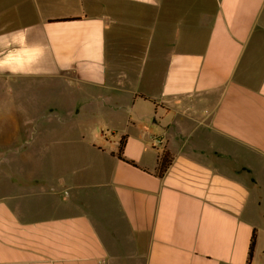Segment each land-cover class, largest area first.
Returning a JSON list of instances; mask_svg holds the SVG:
<instances>
[{
    "label": "crops",
    "instance_id": "1",
    "mask_svg": "<svg viewBox=\"0 0 264 264\" xmlns=\"http://www.w3.org/2000/svg\"><path fill=\"white\" fill-rule=\"evenodd\" d=\"M28 80L99 165L0 139V264H264V0H0V86Z\"/></svg>",
    "mask_w": 264,
    "mask_h": 264
},
{
    "label": "rangeland",
    "instance_id": "2",
    "mask_svg": "<svg viewBox=\"0 0 264 264\" xmlns=\"http://www.w3.org/2000/svg\"><path fill=\"white\" fill-rule=\"evenodd\" d=\"M23 85H21V88H24V93L20 96V99L17 96V91L21 88H18L17 85L10 82L4 87L0 86V139L5 138L11 141L7 143L10 147L7 151L10 149L15 150L18 147L21 149L22 154L27 156V160L21 158L16 161L17 166L22 168L23 162L25 164L27 162L28 164L31 163L32 167H36L39 172L45 173L46 176L47 173L59 172L67 168H88L91 171L96 165H99L98 155L88 143L89 139L83 141L78 138L81 130H94L93 123L87 121L85 126H71L70 128L64 126L62 128V126L58 125L60 130L65 129L66 135L57 136L54 132L50 134L49 130L53 129V127L47 126L48 116L46 115L49 112L48 104L52 102L51 99L53 100L54 97L52 93H49L53 86L49 82L42 80H28ZM60 99H62V96ZM20 102L23 104L21 106L25 107L24 109L20 108ZM65 113L63 112V118L66 116ZM4 114L7 115L6 118ZM35 115L39 118L42 116L38 127L23 125L27 119ZM8 118H11V120H7ZM59 119L60 117H52V120H55L57 124H60ZM16 123L17 126H15ZM96 129L99 128L96 127ZM88 133L90 134L89 131ZM90 140L96 143L99 141L97 137L93 138L92 136ZM89 173L84 176V178L87 177L88 179L80 183L89 186L93 182L94 174ZM79 177L81 176L77 175L75 178ZM88 194L91 195L88 199L92 201L94 198L93 194L90 192Z\"/></svg>",
    "mask_w": 264,
    "mask_h": 264
},
{
    "label": "trees",
    "instance_id": "3",
    "mask_svg": "<svg viewBox=\"0 0 264 264\" xmlns=\"http://www.w3.org/2000/svg\"><path fill=\"white\" fill-rule=\"evenodd\" d=\"M123 143L124 142L122 141L120 150L122 149ZM119 156L122 157L121 153L119 154ZM128 161L130 163H132V164H135V162H133L131 160H128ZM170 162H171L170 154L167 151H165L161 155L160 160H159V163H160L159 164V174L162 175L166 171V169L168 168ZM255 241H256V233L254 232V234L252 236L251 247H250V252H249V261H250V259L252 258V255H253V248H254Z\"/></svg>",
    "mask_w": 264,
    "mask_h": 264
}]
</instances>
